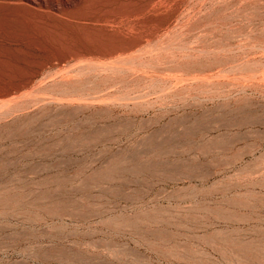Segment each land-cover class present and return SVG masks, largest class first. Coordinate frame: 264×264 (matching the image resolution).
Wrapping results in <instances>:
<instances>
[{
    "label": "rangeland",
    "instance_id": "obj_1",
    "mask_svg": "<svg viewBox=\"0 0 264 264\" xmlns=\"http://www.w3.org/2000/svg\"><path fill=\"white\" fill-rule=\"evenodd\" d=\"M33 1L0 0V264H264V0Z\"/></svg>",
    "mask_w": 264,
    "mask_h": 264
},
{
    "label": "bare ground",
    "instance_id": "obj_2",
    "mask_svg": "<svg viewBox=\"0 0 264 264\" xmlns=\"http://www.w3.org/2000/svg\"><path fill=\"white\" fill-rule=\"evenodd\" d=\"M25 1V3L27 4V5H29V6H33V4H34V1L33 0H24ZM21 3V2H20ZM23 3V2H22ZM40 3V2H39ZM18 4V3H17ZM21 7V6H20ZM43 7V6H42ZM41 7V8H42ZM38 7H36V9H37ZM33 9V8H32Z\"/></svg>",
    "mask_w": 264,
    "mask_h": 264
}]
</instances>
